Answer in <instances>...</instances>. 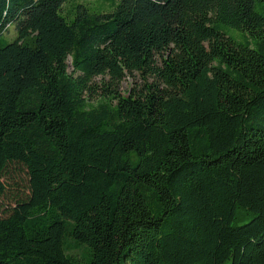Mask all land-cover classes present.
I'll return each instance as SVG.
<instances>
[{"label":"trees","instance_id":"1","mask_svg":"<svg viewBox=\"0 0 264 264\" xmlns=\"http://www.w3.org/2000/svg\"><path fill=\"white\" fill-rule=\"evenodd\" d=\"M14 163L0 264H264V0H0Z\"/></svg>","mask_w":264,"mask_h":264},{"label":"rangeland","instance_id":"2","mask_svg":"<svg viewBox=\"0 0 264 264\" xmlns=\"http://www.w3.org/2000/svg\"><path fill=\"white\" fill-rule=\"evenodd\" d=\"M79 2L87 3L92 7L101 6L103 9L109 11L112 8V0H77ZM66 9V8H65ZM17 36V31L14 26H10L4 34L7 41H12ZM72 70V67L69 68ZM109 77L106 76L107 80ZM94 81L102 85L104 80L102 76L95 77ZM144 79L140 75L127 76L120 84L119 91L127 96L133 86H141ZM104 96L98 92L93 99H90L91 105H98L103 102ZM7 187L6 192L0 195V216L4 215V211L8 206L14 205L16 200L24 197L28 193V175L25 168L21 164H11L3 178Z\"/></svg>","mask_w":264,"mask_h":264}]
</instances>
